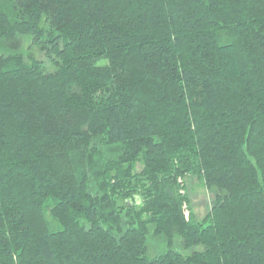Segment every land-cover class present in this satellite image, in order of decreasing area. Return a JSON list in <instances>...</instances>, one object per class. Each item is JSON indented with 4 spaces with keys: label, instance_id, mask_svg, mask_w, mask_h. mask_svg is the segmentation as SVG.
Instances as JSON below:
<instances>
[{
    "label": "trees",
    "instance_id": "obj_1",
    "mask_svg": "<svg viewBox=\"0 0 264 264\" xmlns=\"http://www.w3.org/2000/svg\"><path fill=\"white\" fill-rule=\"evenodd\" d=\"M0 264H264V0H0Z\"/></svg>",
    "mask_w": 264,
    "mask_h": 264
},
{
    "label": "rangeland",
    "instance_id": "obj_2",
    "mask_svg": "<svg viewBox=\"0 0 264 264\" xmlns=\"http://www.w3.org/2000/svg\"><path fill=\"white\" fill-rule=\"evenodd\" d=\"M190 192L193 207L198 218H202L211 207L212 191L202 186L197 180L190 183Z\"/></svg>",
    "mask_w": 264,
    "mask_h": 264
}]
</instances>
